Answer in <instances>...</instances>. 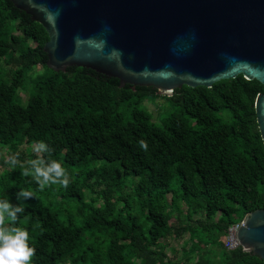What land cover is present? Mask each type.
I'll return each instance as SVG.
<instances>
[{"label":"trees","instance_id":"trees-1","mask_svg":"<svg viewBox=\"0 0 264 264\" xmlns=\"http://www.w3.org/2000/svg\"><path fill=\"white\" fill-rule=\"evenodd\" d=\"M48 40L40 22L0 0V72L11 76L0 80V191L13 202L20 187L34 193L18 221L34 264H264L225 246L233 224L264 208L255 109L264 85L240 74L160 95L91 68L55 71ZM160 98L172 110L159 121L147 101L161 110ZM39 139L66 167L67 187L41 189L5 163L18 152L26 166ZM168 237L183 240L174 256Z\"/></svg>","mask_w":264,"mask_h":264},{"label":"water","instance_id":"water-1","mask_svg":"<svg viewBox=\"0 0 264 264\" xmlns=\"http://www.w3.org/2000/svg\"><path fill=\"white\" fill-rule=\"evenodd\" d=\"M48 32L47 65H77L172 96L236 78L264 85V0H12ZM255 109L264 141V92ZM244 250L264 260V208L245 214Z\"/></svg>","mask_w":264,"mask_h":264},{"label":"clouds","instance_id":"clouds-1","mask_svg":"<svg viewBox=\"0 0 264 264\" xmlns=\"http://www.w3.org/2000/svg\"><path fill=\"white\" fill-rule=\"evenodd\" d=\"M140 145L147 150L146 141L141 140ZM32 151L36 155L26 161L27 166L21 164L18 152L5 156V163L13 169L20 165L21 175L31 176L41 189L51 184L69 185L66 167L51 157L53 149L45 140L34 141ZM2 170L0 165V172ZM33 196L31 189L20 187L16 202H13L7 191H0V264H34L36 249L30 243L29 229L18 224L20 216L26 212L29 198Z\"/></svg>","mask_w":264,"mask_h":264},{"label":"rangeland","instance_id":"rangeland-1","mask_svg":"<svg viewBox=\"0 0 264 264\" xmlns=\"http://www.w3.org/2000/svg\"><path fill=\"white\" fill-rule=\"evenodd\" d=\"M41 68V67H39ZM9 77H11L9 74H8V71L6 69V67L3 68V70L0 72V80H7L9 79ZM23 97H25V93L24 92H21ZM159 100H163V102L160 103L162 109L160 110L158 108V105L155 104V102L153 101H147V106L148 108L153 112L154 116H155V119L156 120H161L162 117L168 115L170 112H171V105L169 104V102L165 99H162L160 98ZM27 166V164H26ZM243 213V210H239L237 215L238 216H241ZM166 241L168 242V252H169V255L171 256H174L173 252H172V248H176L177 250H181L182 248V242L183 240L182 239H176L174 237H168L166 239Z\"/></svg>","mask_w":264,"mask_h":264},{"label":"built area","instance_id":"built-area-1","mask_svg":"<svg viewBox=\"0 0 264 264\" xmlns=\"http://www.w3.org/2000/svg\"><path fill=\"white\" fill-rule=\"evenodd\" d=\"M242 221L239 222V223H236V224H233L229 230H228V233L225 237V246L226 248L228 249H234L238 246H241L240 243H239V240L237 238V232H238V229L241 225Z\"/></svg>","mask_w":264,"mask_h":264}]
</instances>
